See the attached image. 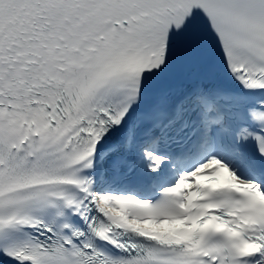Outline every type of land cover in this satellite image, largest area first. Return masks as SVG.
I'll list each match as a JSON object with an SVG mask.
<instances>
[{"label":"snow or ice","instance_id":"6c2138e0","mask_svg":"<svg viewBox=\"0 0 264 264\" xmlns=\"http://www.w3.org/2000/svg\"><path fill=\"white\" fill-rule=\"evenodd\" d=\"M0 264H264V0H0Z\"/></svg>","mask_w":264,"mask_h":264}]
</instances>
